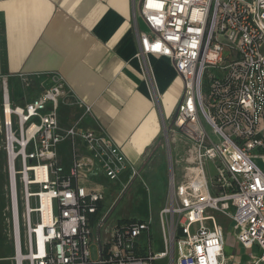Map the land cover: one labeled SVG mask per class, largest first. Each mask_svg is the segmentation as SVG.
<instances>
[{
  "label": "built area",
  "instance_id": "built-area-1",
  "mask_svg": "<svg viewBox=\"0 0 264 264\" xmlns=\"http://www.w3.org/2000/svg\"><path fill=\"white\" fill-rule=\"evenodd\" d=\"M134 18L138 57L169 59L182 84L163 138L180 135L175 143L191 147L198 160L180 162V183L171 161L158 218L164 251L151 246V219L116 224L103 239L105 194L82 179L100 167L116 181L127 161L105 135L76 128L62 134L65 82L56 74L25 106L2 93L15 264H241L226 256L224 229L212 212L232 222L237 244L258 247L247 264H264V0H142ZM66 138L73 148L83 142L86 152L75 154L67 174L57 159Z\"/></svg>",
  "mask_w": 264,
  "mask_h": 264
},
{
  "label": "crops",
  "instance_id": "crops-1",
  "mask_svg": "<svg viewBox=\"0 0 264 264\" xmlns=\"http://www.w3.org/2000/svg\"><path fill=\"white\" fill-rule=\"evenodd\" d=\"M141 1L0 0L2 93L4 89L7 91L14 106H25L49 88L53 77L59 74L65 82L58 110L62 134L70 128L94 131L121 149L129 174L121 181L118 192L130 180L131 188L137 180L150 184L148 179L134 176L158 158L161 142L165 140L164 127L171 124L182 96L181 81L169 59L154 55L138 57L134 14ZM137 22L144 29L139 17ZM86 106L91 108L89 113ZM181 145L175 143L171 152L177 183L186 174L180 163L185 158ZM59 147L70 153L69 160L59 159ZM59 147L57 159L67 174L75 154L86 153L85 145L77 140L73 148L72 141L66 138ZM159 157L154 171L157 174L165 167L163 154ZM99 171L102 172L97 167L87 176L97 177ZM165 181L163 175L162 183L154 186L155 193H150L151 199L155 195L162 204L170 183L168 180L166 185ZM83 183L102 191L96 180ZM6 198L8 202V193ZM106 202L105 195L107 210ZM162 204L154 206L161 210ZM5 205L0 189L3 223ZM152 233L153 227L151 246L156 250ZM141 240L146 243L147 237L144 235Z\"/></svg>",
  "mask_w": 264,
  "mask_h": 264
},
{
  "label": "rangeland",
  "instance_id": "rangeland-1",
  "mask_svg": "<svg viewBox=\"0 0 264 264\" xmlns=\"http://www.w3.org/2000/svg\"><path fill=\"white\" fill-rule=\"evenodd\" d=\"M0 98H2V87L0 82ZM11 103L15 104L12 98L10 97ZM23 105V104H20ZM2 99L0 102V121H2ZM14 130L17 131L16 126L14 125ZM180 135H172L171 137L165 139L161 142V148L159 155L162 153L164 157L163 160H165V167L161 169L160 173H155V164L158 162V158L150 165L148 168H146L143 172H140L134 176V178H144L148 179L150 181V184L145 185L143 182L137 180L135 185L125 194L126 196L123 197V193L126 192V189L128 185L125 187L124 190H120V183L126 177L129 173L128 171H123L122 174L118 176V179L116 181H110L102 172H97V177L91 176H85L82 181L85 182V180H96L102 187V191L107 196V205L109 207V211L106 214V218L110 214V216L106 219L105 226L103 228V239L106 240L109 231L116 226V224L119 221L124 220H131V219H151L152 227H153V244L156 249V252H162L164 251V246L162 242V237L160 233L159 228V212L160 209L158 207H155L154 205L159 206L162 204V201L159 197L155 196L153 199L150 198V193H155V185L161 184L163 175L166 178V185L168 183V180H170L171 174V152L174 149V145L176 140L178 139ZM1 144H0V189H2V192L4 194L6 205L4 208L5 215L3 216V222L0 221V264H15V247H14V240L12 235V229L9 226L7 222V216H6V208L8 206L7 202V193H8V166H7V156L5 153L4 148V135H0ZM169 142V143H168ZM170 144V146H168ZM180 146L182 150H185L184 143H181ZM60 144L58 145V147ZM57 147V148H58ZM171 150V151H170ZM181 150V151H182ZM59 151V159L65 158L67 160L70 159V153L67 151H61V148H58ZM261 164V162H258ZM157 165V164H156ZM16 168L20 169V161H16ZM154 174H151L153 173ZM132 178V179H134ZM168 187V186H167ZM118 192V193H117ZM117 193V194H116ZM116 194V196H115ZM115 197V198H114ZM167 194L164 196V201L162 206L166 204ZM120 200V201H119ZM119 201V202H118ZM111 206V207H110ZM161 206V207H162ZM232 212H234L232 210ZM210 215H214L217 219L219 225L222 226L225 233V254L226 256H232L233 258H237V260L241 261V264H247L248 260L250 259V255L258 256L260 255V250L258 247H254L252 249H245L240 244H237L236 238H235V231L233 228L232 222H230L229 219L223 217L220 214L216 213H210ZM93 256H96L95 253V247L93 246ZM24 264H27V262H24ZM158 264H167L166 261H160ZM232 264H237L236 260Z\"/></svg>",
  "mask_w": 264,
  "mask_h": 264
},
{
  "label": "bare ground",
  "instance_id": "bare-ground-1",
  "mask_svg": "<svg viewBox=\"0 0 264 264\" xmlns=\"http://www.w3.org/2000/svg\"><path fill=\"white\" fill-rule=\"evenodd\" d=\"M186 147H185V150L183 152L184 154V157L192 164H195L196 162H198V160L196 159V155H195V152L194 150L189 147L188 145L184 144Z\"/></svg>",
  "mask_w": 264,
  "mask_h": 264
},
{
  "label": "trees",
  "instance_id": "trees-1",
  "mask_svg": "<svg viewBox=\"0 0 264 264\" xmlns=\"http://www.w3.org/2000/svg\"><path fill=\"white\" fill-rule=\"evenodd\" d=\"M136 219H131V220H124V221H119L118 222V225H121V224H127V223H131V222H134Z\"/></svg>",
  "mask_w": 264,
  "mask_h": 264
},
{
  "label": "water",
  "instance_id": "water-1",
  "mask_svg": "<svg viewBox=\"0 0 264 264\" xmlns=\"http://www.w3.org/2000/svg\"><path fill=\"white\" fill-rule=\"evenodd\" d=\"M131 183H132V182H131ZM131 183H130L129 186L127 187L126 192L123 193V195H122L123 197H124L125 194L130 190V188H131ZM119 201H120V200H119ZM119 201H118V202H119ZM109 216H110V214L108 215V217H109ZM108 217H107V218H108Z\"/></svg>",
  "mask_w": 264,
  "mask_h": 264
}]
</instances>
